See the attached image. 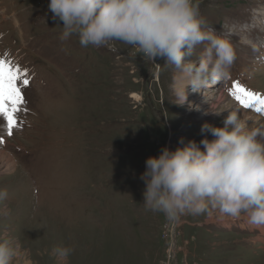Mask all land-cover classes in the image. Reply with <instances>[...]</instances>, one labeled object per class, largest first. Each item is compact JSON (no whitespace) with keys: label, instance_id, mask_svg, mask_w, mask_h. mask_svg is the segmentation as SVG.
Listing matches in <instances>:
<instances>
[{"label":"rangeland","instance_id":"rangeland-1","mask_svg":"<svg viewBox=\"0 0 264 264\" xmlns=\"http://www.w3.org/2000/svg\"><path fill=\"white\" fill-rule=\"evenodd\" d=\"M49 5L0 0V58L30 80L21 129L8 136L0 125V151L16 165L0 169V192H8L0 236L20 246L24 262L14 264H61L52 250L68 246L75 252L62 264H264V226L211 207L169 221L145 209L141 179L165 147L195 141L205 150L203 140L215 137L203 126L223 128L229 112L264 122L230 95L236 81L264 94V0H202L200 16L237 59L228 80L189 88L184 106L175 104L178 73L165 61H146L119 42L111 50L84 48L78 36L62 41L63 23ZM255 120L249 127L264 125Z\"/></svg>","mask_w":264,"mask_h":264},{"label":"clouds","instance_id":"clouds-1","mask_svg":"<svg viewBox=\"0 0 264 264\" xmlns=\"http://www.w3.org/2000/svg\"><path fill=\"white\" fill-rule=\"evenodd\" d=\"M202 0H50L49 11L63 23L62 41L78 36L84 48H110L117 42L135 49L146 61L157 59L178 73L176 103H188V90L199 92L211 81L228 80L237 59L229 40L214 35L200 16ZM209 47L193 63L195 49ZM224 127L204 125L213 141H195L149 158L141 179L146 184L144 207L178 221L200 216L209 207L221 216L242 215L264 226V129L249 127L238 112H229ZM183 140L181 144L183 145ZM8 192H0V201ZM9 215L7 211L3 213ZM75 248L57 247L52 256L66 261ZM21 248L7 234L0 236V264H14Z\"/></svg>","mask_w":264,"mask_h":264},{"label":"snow or ice","instance_id":"snow-or-ice-1","mask_svg":"<svg viewBox=\"0 0 264 264\" xmlns=\"http://www.w3.org/2000/svg\"><path fill=\"white\" fill-rule=\"evenodd\" d=\"M29 85L27 70L0 58V125L6 128L8 136H12L14 130L22 127L18 115L22 111H27L24 90ZM230 95L239 102L242 108L252 109L264 115V94L252 92L236 81ZM3 142V139H0V144Z\"/></svg>","mask_w":264,"mask_h":264},{"label":"bare ground","instance_id":"bare-ground-1","mask_svg":"<svg viewBox=\"0 0 264 264\" xmlns=\"http://www.w3.org/2000/svg\"><path fill=\"white\" fill-rule=\"evenodd\" d=\"M25 47H26V46H25ZM137 98L140 99V97H137ZM239 111L241 112V117H242L243 119L247 120L248 122L251 121L253 118L256 119V120L252 123L253 126H255L256 124L264 123V122L260 121L258 118L252 116V115L250 114V112H248V111H243V110H239ZM261 128L264 129V125H263ZM261 128H260V129H261ZM13 166L15 167L16 165H15V163L13 162V160L11 159V157H9V156H8L7 154H5L4 152H1V151H0V169H1L2 167H5V168L11 170ZM14 167H13V168H14ZM15 171H16V170H14V172H15ZM19 260H20L21 262H23L20 258H19ZM17 261H18V260H17ZM21 262H20V263H21ZM23 263H24V262H23ZM21 264H22V263H21Z\"/></svg>","mask_w":264,"mask_h":264},{"label":"crops","instance_id":"crops-1","mask_svg":"<svg viewBox=\"0 0 264 264\" xmlns=\"http://www.w3.org/2000/svg\"><path fill=\"white\" fill-rule=\"evenodd\" d=\"M2 150V149H1ZM3 151V150H2ZM12 158H13V156H12ZM14 159V158H13Z\"/></svg>","mask_w":264,"mask_h":264}]
</instances>
